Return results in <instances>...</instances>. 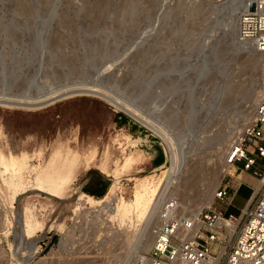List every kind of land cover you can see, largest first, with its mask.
Returning a JSON list of instances; mask_svg holds the SVG:
<instances>
[{"label": "rangeland", "instance_id": "374dc122", "mask_svg": "<svg viewBox=\"0 0 264 264\" xmlns=\"http://www.w3.org/2000/svg\"><path fill=\"white\" fill-rule=\"evenodd\" d=\"M248 1L0 0V100L37 99L61 89L89 88L102 74V65L115 60L114 67L98 81L102 91L137 107L143 116L163 97L164 122L178 145L185 144L183 150L192 158V167L195 165L196 173L186 190L173 197L180 213L188 217L187 209L195 210L212 197V209L239 216L255 192V187L241 178L244 175L255 183L259 178L252 175L253 170L235 173L232 166L222 177L220 167L228 142L250 123L257 105L255 94L264 87V53H259L260 57L253 54L233 27V19L248 10ZM54 15L49 43L61 48L54 54L35 55L34 49L41 45L35 41L39 29ZM146 31H151L149 42L123 53ZM155 36L158 40L153 42ZM98 47L101 51H94ZM202 71L209 76L199 80ZM219 89L227 90L229 96L223 98L218 112L192 118V106L208 108ZM0 129L4 152L41 149V162L54 148L65 145L81 159L90 150L97 159H102L107 149L111 151L109 173L93 165L81 166L66 200H48L45 195L31 193L14 204L21 211L27 201L34 203L37 215L44 220L63 223L61 230L37 234L38 250L30 264H131L144 256L137 251L140 227H118L105 213L85 207L74 214V209L80 193L95 200L105 197L113 184V163L122 159L117 144L125 143L129 136L136 138L137 132L148 138L158 154L151 158L143 144L127 149V154L143 151L145 159L121 173L116 193L132 199L135 178L158 172L164 162L163 170L168 171L166 145L156 133L90 94L68 96L40 108L0 105ZM189 129L192 137H186ZM225 186L231 194L237 190L229 206L214 198V192ZM39 205L46 207L40 214ZM3 213H8L7 203L0 197V222ZM13 232L10 227L0 232V264H18Z\"/></svg>", "mask_w": 264, "mask_h": 264}, {"label": "bare ground", "instance_id": "6f19581e", "mask_svg": "<svg viewBox=\"0 0 264 264\" xmlns=\"http://www.w3.org/2000/svg\"><path fill=\"white\" fill-rule=\"evenodd\" d=\"M243 1H248V0H243ZM250 2L251 0L248 1V3ZM55 3H57V1ZM246 3L247 2H245L244 4L246 5ZM51 12H53V10H51ZM242 14L238 15L235 18V20L233 19L234 21L233 27L237 35L239 30L238 25ZM55 15L48 19L47 24L44 23V25H41L38 34L36 32L37 36L35 41L40 43L41 45L37 43L38 46L39 45L40 46L34 49L35 55L41 56L49 53L54 54L57 53L61 48V46L56 43L55 44L51 42L49 43L50 28L52 25L51 21L55 17ZM153 30L155 31V29H152L151 31ZM151 31H146L138 34V36L132 41L130 45L131 50L130 49L123 50V53L129 51H135L138 48L145 45L147 42H149ZM157 38L158 37L155 36L153 42L158 40ZM239 40L241 41L240 38ZM244 43H247V45H249L250 49H252L251 52L253 54L259 57L262 56L259 54V52H257L254 49V47H252L250 43L248 42H244ZM94 51H101V48L99 47L94 48ZM112 62H115V60L110 61L109 65H107L108 64L107 62L102 65V68H104L102 74H100L97 77L96 82H94L93 85L89 88L73 90L71 92H68L65 89H61L58 92H52L48 96H41L40 98L37 99L24 98L15 101L0 100V105L5 107L40 108L52 104L54 102H57L68 96H73L78 94H90L93 96L100 97L102 100L106 101L112 108H115L116 110L121 111L122 113L130 116L133 120H135L145 128L151 130L152 132L156 133L161 138V140L166 145V150L169 155L170 167L168 171L165 172L163 170L165 167V162H164V164H162L158 168L159 170L158 172L145 175L144 177L135 178L132 199L126 200L121 195L117 194L116 190H119L121 173L127 172V170H129L130 168L141 164L145 159L143 156L144 155L143 151L141 153L130 152L129 154H127V149L131 147H137L138 145L143 144V148L145 149L143 150L145 151V153L148 152L151 158L155 157L158 154L157 149L154 148V146H152V143L148 140L146 136L141 137V135L138 132L136 138H133L131 136L125 138L126 136H124L126 142L123 144L122 143L117 144L119 146L122 159L120 162L116 160L113 163L114 164L113 172H112L113 184L109 188L105 197L102 200H95L85 193H80L76 199V208L74 209V214H78L82 210L86 209L85 207H88V209L90 208L96 210L97 213L98 212L105 213L109 221L115 222V224H117L118 227L121 226H129L134 228L140 227L141 228L140 238L138 237L140 241L138 247L139 249L137 250L136 249L137 247L135 249L141 253L143 252L144 255H147L155 242V235L152 232V224H154L155 226L159 221L160 212L165 202L172 199L176 194L182 192V190L184 191L186 190V188L188 187L189 183L192 180V176H194V173H196L195 165L192 167V160H191L192 158L190 159V157H188L190 156L188 155L189 153L187 154L183 150V146H185V144L182 143L183 145L181 144H180L181 146L178 145V142L174 140L175 136L172 130L170 129V127L168 126L169 124L164 122L165 115L163 108H165L166 103H165V99L163 97L162 98L160 97L161 95L159 96L161 99H157L156 101H154L151 104L152 105L151 108L143 116L139 112V109L137 107L120 103L115 96L107 94L102 91L100 85H98L99 84L98 81L100 80V78L104 73L110 71L114 67ZM208 76L209 74L207 73V71L205 72L202 71L201 73H199L198 79L204 80ZM226 91H222V89L217 90L215 92L214 99L208 108L203 107L201 109H197L195 107L196 105H193L192 115H191L192 118H199V115H201L200 117L202 118H206L207 115H210L211 113L213 114L212 111L219 110L223 98H225L228 95ZM263 95H264V87L259 89V92L255 94V97L253 96L255 98L254 102L257 104L260 97ZM255 106L256 105H254V107ZM254 116H255V110L252 113L250 122L254 119ZM160 121H162L163 123L160 124ZM245 127L246 125L245 126L243 125L241 127L242 130ZM242 130H240V132ZM240 132H238V134ZM186 137H192V131H190V129L187 132ZM2 138H3V134L0 129V141L2 140ZM234 138L235 136L228 142V145L225 148L223 154L225 156L223 157V161L220 167L221 169L220 172L222 174V177L226 174L228 168L231 167L228 166L225 161L227 154L230 152V148L233 144ZM110 152L109 149H107L103 153L104 157L102 159H97L95 157V151L90 150L89 153L85 157H83V159H81V156L76 151L72 150L69 145H65L64 148L61 147L54 148L53 151L46 158V160L41 162V160H43L44 158L42 157L43 152L41 149L36 150L33 153H28L26 151L13 153L11 151L4 152V150L0 145V197L4 202L7 203V209H8V213H3L2 215L3 219L0 222V232L2 233L7 227L14 229L13 233L15 234L14 238L16 239L14 243L16 248L18 249L17 251L18 264L31 263L32 259L34 258V255L37 253L38 250L36 243L38 239V235H37L38 233L43 234L50 229L61 230L63 228L62 222L58 220L54 221L52 219L44 220L43 217L37 215L36 213L37 208L34 205V203H29L27 201L21 211L16 210L14 204L18 201V199L27 194L36 193L35 196L41 197L42 195H45L46 197L45 196L44 197L47 198L48 200L51 199L52 200L56 199L59 201L66 200L65 199L66 192L68 188L71 186L72 182L74 181L77 173H79L78 171L81 166L88 168L90 165H93L96 169L105 172L106 174L109 173L107 163L110 158ZM35 159L38 162V163L36 162L37 164L32 163ZM241 181L249 183L250 185L252 184L255 187V192L260 188V183H255L254 181L248 179L244 175L241 178ZM255 192L252 194L249 201H251V199L255 195ZM214 194L216 193L214 192ZM211 203H212V197H209L205 201V203L203 202V204L199 206V208L195 210L187 209L188 217L180 213L178 206L177 214L184 218L193 219L195 216L199 214L202 208L210 207ZM39 206H40V210L38 211L39 212L38 214H40L46 209L44 205H39ZM218 225H219L217 227L218 229L224 228V234H227L228 237L232 236V233L235 228L234 224L228 225L227 223L221 222ZM179 235L183 236V232L179 231ZM12 247L13 245L11 246V248ZM222 250L223 249L220 250L221 253L218 255V257L214 261L209 262L208 264H217L219 258L222 256L224 252V250L223 251ZM139 257L141 259L143 256H139ZM19 260H21V262H19Z\"/></svg>", "mask_w": 264, "mask_h": 264}, {"label": "built area", "instance_id": "2783aa9c", "mask_svg": "<svg viewBox=\"0 0 264 264\" xmlns=\"http://www.w3.org/2000/svg\"><path fill=\"white\" fill-rule=\"evenodd\" d=\"M238 26L241 41L264 53V0H251ZM225 162L235 173L253 170L252 175L259 178L258 192L239 216L204 207L193 219L184 218L177 214L178 201L172 198L165 202L152 228L154 245L131 264H208L221 249L224 252L217 264H264V95L254 119L234 139ZM236 191L231 194L226 186L218 188L214 198L229 206ZM221 222L235 225L231 237L224 234V228H217Z\"/></svg>", "mask_w": 264, "mask_h": 264}, {"label": "crops", "instance_id": "0c3cea01", "mask_svg": "<svg viewBox=\"0 0 264 264\" xmlns=\"http://www.w3.org/2000/svg\"><path fill=\"white\" fill-rule=\"evenodd\" d=\"M248 178V177H247ZM249 179V178H248ZM85 185H88V184H85ZM90 190V189H89ZM89 190L87 192H89ZM91 192H94V191H91ZM95 192H97V190H95Z\"/></svg>", "mask_w": 264, "mask_h": 264}]
</instances>
